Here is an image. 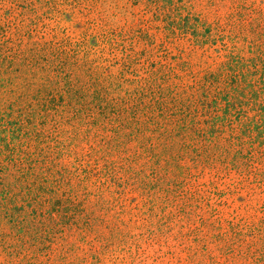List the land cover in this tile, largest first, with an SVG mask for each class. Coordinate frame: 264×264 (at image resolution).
Instances as JSON below:
<instances>
[{
  "label": "rangeland",
  "instance_id": "obj_1",
  "mask_svg": "<svg viewBox=\"0 0 264 264\" xmlns=\"http://www.w3.org/2000/svg\"><path fill=\"white\" fill-rule=\"evenodd\" d=\"M4 41L21 49L43 41L79 45V57L87 55L92 70L113 82L118 96L141 83L201 97L204 83L228 73L215 86L229 81V100L237 110L232 118H240L237 132L248 141L241 151L245 158L235 148L225 155L214 145L209 156L196 159L191 153L179 166L139 161L132 164V175L120 168L122 154H117L110 159L124 181L115 183L103 154L95 152L98 141L78 144L59 135L47 142L53 176L69 177L79 190L77 201L97 218L87 234L68 236L77 248L68 264H264L257 258L264 253V0H0ZM225 99H219L221 115ZM29 112L0 88L5 144L13 135L10 127ZM253 120L263 129L255 126L249 139L244 129ZM26 123L19 143H31L33 151L36 142ZM195 151L205 153L200 146ZM237 238L243 247L257 242L261 250L255 260L236 255Z\"/></svg>",
  "mask_w": 264,
  "mask_h": 264
},
{
  "label": "trees",
  "instance_id": "obj_2",
  "mask_svg": "<svg viewBox=\"0 0 264 264\" xmlns=\"http://www.w3.org/2000/svg\"><path fill=\"white\" fill-rule=\"evenodd\" d=\"M5 42L0 43L1 92L16 95L30 114L10 127L13 135L9 143H4L0 132V264H68V256L77 249L68 236L87 234L91 222L97 219L77 201L79 190L76 186L77 191L74 189L69 177L64 180L63 176H53L54 164H49L52 152L44 148L59 135L71 137L78 144L98 141L95 152L103 154L107 176L114 183L121 180L110 159L117 154H122L120 168L129 175L134 170L132 164L139 161L141 166L161 161L179 166L191 153L196 159L209 156L215 152L214 145L225 155L235 148L234 153L245 158L241 151L248 141L237 132L239 125L235 122H241L240 118H232L237 110L229 100V81L226 87L215 86L225 81L228 73L224 77L219 73L204 83L201 97L141 83L118 96L111 88L113 82L106 83L104 76L92 70L87 55L79 57V45L43 41L21 49ZM224 96L226 108L223 111L220 107L221 115L219 99ZM24 121L36 142L33 151L31 143H19ZM253 121L244 129L249 139L255 126L258 132H262L258 128L263 129L260 121ZM50 129L56 132L55 137ZM199 146L205 153H196ZM249 148L251 156L254 149L252 145ZM239 233H234V238ZM237 241L239 245L232 246L238 251L236 255L245 261L255 260V252L261 250L257 242L243 247L244 240ZM232 247L229 253L234 254ZM233 254H229L230 259ZM257 258L264 260V253Z\"/></svg>",
  "mask_w": 264,
  "mask_h": 264
}]
</instances>
